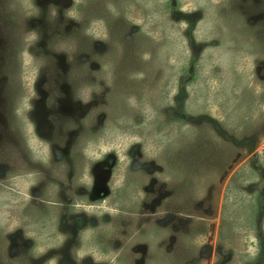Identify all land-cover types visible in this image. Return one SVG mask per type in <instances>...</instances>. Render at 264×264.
<instances>
[{"label":"rangeland","instance_id":"374dc122","mask_svg":"<svg viewBox=\"0 0 264 264\" xmlns=\"http://www.w3.org/2000/svg\"><path fill=\"white\" fill-rule=\"evenodd\" d=\"M0 264H264V0H0Z\"/></svg>","mask_w":264,"mask_h":264},{"label":"flooded vegetation","instance_id":"af4514ba","mask_svg":"<svg viewBox=\"0 0 264 264\" xmlns=\"http://www.w3.org/2000/svg\"><path fill=\"white\" fill-rule=\"evenodd\" d=\"M97 182H98V181H97ZM102 183H103V182H102ZM104 185H105V184H102V187H104ZM95 186H96V185H94L93 187H95ZM102 187H101V188H102ZM97 188H98V187L95 188V191L99 189V188H98V189H97Z\"/></svg>","mask_w":264,"mask_h":264}]
</instances>
